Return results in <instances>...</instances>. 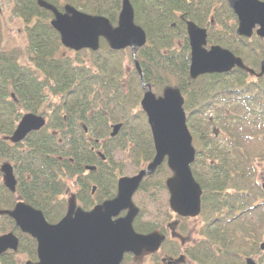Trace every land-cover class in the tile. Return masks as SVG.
Instances as JSON below:
<instances>
[{
	"label": "trees",
	"instance_id": "obj_1",
	"mask_svg": "<svg viewBox=\"0 0 264 264\" xmlns=\"http://www.w3.org/2000/svg\"><path fill=\"white\" fill-rule=\"evenodd\" d=\"M44 1L61 11L70 4L103 15L112 25L121 7V0ZM129 1L134 22L146 35L134 57L142 80L136 67L124 77L123 51L110 49L102 37L96 51L65 52L49 23L50 11L38 0H13L14 13L26 23L27 43L24 49H0V160L12 163L17 180L11 193L0 179V234L14 231L19 246L1 255L0 264L37 260L35 240L19 231L6 213L18 199L54 223L67 211L64 193L70 178L83 209L116 195L121 173L112 159L113 149L126 152L138 169L152 159V138L139 104L142 83L156 95L166 86L177 87L184 99L196 150L191 170L202 189L200 236L185 252L196 264H244L247 256L264 264V192L256 179L257 160L264 159V76L233 68L191 79L184 19L206 27L209 44L228 48L255 70L264 56L263 38L235 33L236 16L226 0ZM22 111L45 115L46 123L12 144L5 137ZM118 122L119 132L110 137V126ZM87 165L95 168L86 169ZM171 174L164 160L143 177L134 196L153 199L157 190L166 189L165 179ZM145 214L139 210L134 229H158L159 222Z\"/></svg>",
	"mask_w": 264,
	"mask_h": 264
},
{
	"label": "water",
	"instance_id": "obj_2",
	"mask_svg": "<svg viewBox=\"0 0 264 264\" xmlns=\"http://www.w3.org/2000/svg\"><path fill=\"white\" fill-rule=\"evenodd\" d=\"M226 1L236 15L235 33L247 38L255 33L264 39V0ZM38 3L52 12L50 24L59 33L62 45L75 51H96L99 38L103 37L112 50L129 47L135 57L136 48L146 42L144 30L134 22L129 0H121L115 26L103 15L90 14L69 4L64 5V11H59L44 0H38ZM185 30L190 48L188 74L191 79L209 73H228L233 68L257 77L264 76V56L256 71L228 48L219 44L207 45L205 27L185 20ZM135 66L142 80L136 61ZM141 85L140 106L151 132L152 159L137 173L118 178L115 197L95 204L90 210L76 207L72 201L66 214L56 223L48 222L40 209L17 200L7 213L21 232L36 241L37 260H26L24 264H120L125 253L139 255L143 250H156L164 236L158 232L144 234L134 230L132 222L138 208L132 202V195L142 178L153 173L164 159L172 171L165 181L170 208L180 216L194 217L200 213L202 190L190 167L195 159V149L182 107L183 96L177 87L166 86L162 94L156 96L149 84ZM45 122L43 115L25 112L5 139L18 143L30 132L42 128ZM121 126L122 123L113 124L110 136H115ZM94 168L86 166V169ZM0 173L5 188L14 193L17 180L12 164L2 162ZM261 188L264 190V181ZM124 210L126 213L119 215ZM18 245L19 238L13 231L0 234V255L8 250L16 251ZM260 247L262 249L264 243ZM245 264H255V261L247 257Z\"/></svg>",
	"mask_w": 264,
	"mask_h": 264
},
{
	"label": "rangeland",
	"instance_id": "obj_3",
	"mask_svg": "<svg viewBox=\"0 0 264 264\" xmlns=\"http://www.w3.org/2000/svg\"><path fill=\"white\" fill-rule=\"evenodd\" d=\"M13 0H0V49H11L12 47H20L21 49L25 48L27 43V33H26V23L23 19L15 14L13 11ZM65 48V47H64ZM68 53L67 48H65ZM123 51V67L125 78H127L128 73L132 71L135 67L134 61L131 62V51L129 48L122 49ZM26 111H22L24 113ZM112 159L118 163L119 171L121 175L130 176L138 170V166L134 164L132 159L124 151L113 149L111 151ZM5 159H1L4 161ZM258 169L256 174V179L259 184L264 181V159H258ZM1 179V174H0ZM77 191V186L74 183L72 178L68 179L66 191L64 196L67 200L68 205L73 201L76 206L80 205V202L75 197V192ZM147 196V195H146ZM145 195L136 194L132 199L134 204L146 211L145 216L153 219L154 221L158 220L155 217L162 216L168 209V191L166 189L157 190L151 197L153 199L146 197ZM173 215V213H170ZM173 217L169 218L170 221ZM166 221V222H167ZM185 227L187 228V235H190V239L198 238L200 235V227L202 225V218L197 216L196 218L188 219L184 222ZM20 258H24L23 255H17ZM150 257L147 253H143L137 260L136 264H150ZM196 264V263H195Z\"/></svg>",
	"mask_w": 264,
	"mask_h": 264
},
{
	"label": "flooded vegetation",
	"instance_id": "obj_4",
	"mask_svg": "<svg viewBox=\"0 0 264 264\" xmlns=\"http://www.w3.org/2000/svg\"><path fill=\"white\" fill-rule=\"evenodd\" d=\"M168 210L170 211V213H173V215L170 214L169 216H167L166 214H163L162 216L155 217L159 222V227L154 231L164 236L158 248L154 251L143 250V252L139 255L126 253L123 256L120 264H136V260L144 252L149 255L150 264H195L192 258L185 252L186 248L193 243L194 239H190V235H187V233H185V231H187V228L185 227L184 222L188 219L196 218L200 215L194 217L180 216L176 212H174L170 208V206L168 207L167 211ZM125 213L126 211L124 210L120 212L119 215H124ZM170 217H173V219L167 221ZM169 244L178 245V251L175 252V249H173L172 246H169Z\"/></svg>",
	"mask_w": 264,
	"mask_h": 264
},
{
	"label": "bare ground",
	"instance_id": "obj_5",
	"mask_svg": "<svg viewBox=\"0 0 264 264\" xmlns=\"http://www.w3.org/2000/svg\"><path fill=\"white\" fill-rule=\"evenodd\" d=\"M115 51H117V50H115Z\"/></svg>",
	"mask_w": 264,
	"mask_h": 264
}]
</instances>
